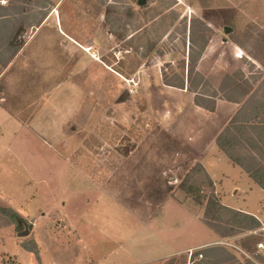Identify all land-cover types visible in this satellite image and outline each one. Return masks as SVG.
Here are the masks:
<instances>
[{"label":"rangeland","instance_id":"rangeland-1","mask_svg":"<svg viewBox=\"0 0 264 264\" xmlns=\"http://www.w3.org/2000/svg\"><path fill=\"white\" fill-rule=\"evenodd\" d=\"M241 107L264 122V0H0V264H264V191L216 145Z\"/></svg>","mask_w":264,"mask_h":264},{"label":"trees","instance_id":"trees-1","mask_svg":"<svg viewBox=\"0 0 264 264\" xmlns=\"http://www.w3.org/2000/svg\"><path fill=\"white\" fill-rule=\"evenodd\" d=\"M188 73L190 75L192 73V70H188ZM166 85L179 89H184L185 87L184 82H182L179 86H173L169 83H166ZM195 104L196 106L201 107L207 111H211L212 109V107L206 108L202 106L197 101L195 102ZM252 115L253 111L250 107L239 108L235 115L228 121L222 133L217 137L216 145L220 149V151L229 159V161L248 173L255 184L264 191V122L256 124V122H254L253 120L254 118L252 117ZM171 145L174 148L178 147L177 143L174 141H171ZM178 187L180 190L186 192V187L184 186V184H180ZM192 196L196 202L202 200L200 192H196ZM223 211L234 213L239 217H246L245 214L228 209L217 203L215 200H208L203 211V218L206 225L213 229L212 223L221 221V215ZM214 214L216 216L211 219L212 215ZM0 215L10 219V221H12L11 223L13 224H18L21 221L16 213L7 208H0ZM255 224L257 225L258 223L255 222ZM228 232H230V234L221 233L219 234V236L221 238L231 236L232 232L229 230ZM26 251L34 254L35 256L38 255L36 246H33L31 249H26ZM218 251L220 253L216 256L215 253ZM205 253L210 254L208 255L209 264H222L228 261L227 257H229V255L226 251L222 250V248H210L206 250ZM198 255L202 254L192 253L189 260L191 264H194V261H201L196 260Z\"/></svg>","mask_w":264,"mask_h":264},{"label":"crops","instance_id":"crops-1","mask_svg":"<svg viewBox=\"0 0 264 264\" xmlns=\"http://www.w3.org/2000/svg\"><path fill=\"white\" fill-rule=\"evenodd\" d=\"M1 110H3L7 115H9V112L7 110H5L3 108ZM9 117H10V115H9ZM13 121L18 123L17 120H13ZM20 126H22V125H20ZM22 127H24V126H22ZM83 243L85 246L87 244V247H89L91 245L90 241L85 240ZM116 250L117 249H115L114 251L111 250L109 253L107 252V253H105V255H102V256L101 255H99L98 257L96 256L97 259H96L95 263H93V264H144V263L154 264L160 260H164L166 258H169V257L174 256V255H178V254L184 252V251H182V249H173L172 251H169L168 253H165V254L159 255V256H155V257H153L150 260H147L145 262L129 263L127 261L124 262L120 256H117ZM46 251H47L46 254H44V261L48 262V264H84L85 261L83 260V258L86 257V261H87V259H89L88 257H90V255H88L85 252L86 250H84L83 251L84 257L82 254V255L76 256L75 259L66 258L65 260L60 261V259L55 257V254L53 252L51 253V251H48L47 249H46ZM91 254H92V252H91ZM30 260H31V258H30ZM87 264H92V263L90 262V260H88Z\"/></svg>","mask_w":264,"mask_h":264},{"label":"built area","instance_id":"built-area-1","mask_svg":"<svg viewBox=\"0 0 264 264\" xmlns=\"http://www.w3.org/2000/svg\"><path fill=\"white\" fill-rule=\"evenodd\" d=\"M258 247L260 250L264 251V243L259 244ZM191 255L192 254H190V258H191ZM201 259H202V255H198L196 260H201Z\"/></svg>","mask_w":264,"mask_h":264},{"label":"water","instance_id":"water-1","mask_svg":"<svg viewBox=\"0 0 264 264\" xmlns=\"http://www.w3.org/2000/svg\"><path fill=\"white\" fill-rule=\"evenodd\" d=\"M146 0H138V2H139V4H143L144 2H145ZM230 29L229 28H225L224 29V32L226 33V34H228V33H230ZM23 236L24 235H27V232H25L24 234H22Z\"/></svg>","mask_w":264,"mask_h":264}]
</instances>
